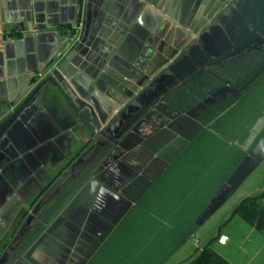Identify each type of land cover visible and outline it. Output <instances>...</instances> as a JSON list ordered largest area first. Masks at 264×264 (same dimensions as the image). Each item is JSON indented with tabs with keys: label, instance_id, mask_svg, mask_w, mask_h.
I'll list each match as a JSON object with an SVG mask.
<instances>
[{
	"label": "water",
	"instance_id": "1",
	"mask_svg": "<svg viewBox=\"0 0 264 264\" xmlns=\"http://www.w3.org/2000/svg\"><path fill=\"white\" fill-rule=\"evenodd\" d=\"M76 5L82 33L69 30L56 64L0 121V151L5 147L11 154L7 159L0 153V168L20 167L58 148L71 154L87 146L67 160L12 235L0 239V264H88L151 185L208 128L196 112L244 87L222 86L187 110L169 97L218 65L264 50V0H76ZM46 107L63 124L49 141V127L36 130V119L44 117L40 108ZM21 117L25 126L15 125ZM21 130H34L28 143L19 139ZM235 146L243 159L184 239L264 162V110ZM42 245L50 248L44 260L38 257Z\"/></svg>",
	"mask_w": 264,
	"mask_h": 264
},
{
	"label": "crops",
	"instance_id": "2",
	"mask_svg": "<svg viewBox=\"0 0 264 264\" xmlns=\"http://www.w3.org/2000/svg\"><path fill=\"white\" fill-rule=\"evenodd\" d=\"M76 8V0H0V121L7 116L12 108H16L20 104H14V101L21 95H24L26 91L34 88L36 84L41 81L56 64L59 54L64 51V47L70 38L69 36L72 34L69 30L71 28H77L79 34L82 33L84 19L81 20L79 24L75 23L78 18ZM18 28L21 29L20 33L16 32ZM124 55L128 59V50L124 52ZM25 94L27 95V93ZM8 105H11V107L6 110L5 107ZM40 111L43 112L44 117H42L41 120L38 118L36 119V130L46 126L49 127L46 129V132L51 134L46 139L49 141L61 134L59 130L63 124L60 117L52 107L40 108ZM20 123L25 126L24 118L21 117L15 125ZM32 131H19V139L28 143L30 136H33ZM205 131L207 134H204ZM203 135L221 138L220 135H216L208 131V128L203 129L188 145V147L181 152L168 169L151 185L146 193L138 200V203L154 186V184L178 163L179 159L184 154H186L185 160L189 161L188 157L190 154H195L192 150L190 151L193 147L192 145ZM85 140H87V138H85ZM223 140L224 144L226 142L225 152L228 157L230 149H236L242 153L240 161L237 162L229 175L221 183H216L212 187L215 188L216 186L211 198L207 200L206 204L196 215L195 219L188 223V226L185 228H179V231H176L179 237L172 243V246L169 248L166 256L164 255L162 257V261L160 263L164 264L166 261H170L174 254L181 249L180 247L184 244L183 242L186 241L189 243L188 246L190 248V253L186 257L172 264H187L188 260H192L198 251L204 246H209L210 249L224 258L227 262L235 264L230 259L212 248V244H215L223 235L222 230L225 229L230 219L237 216L234 212L239 203L231 205V208L228 210L226 215V208L223 210L222 214H219L218 210L204 225L201 226V228L196 231L194 236L188 239H183L190 232V230L193 229L196 221L207 208L214 194L217 193L223 184H225V182L231 177L244 157V153L236 148L230 140ZM86 146L87 145H85V147ZM79 149L80 148L78 146L71 154H68V151L64 152V149L61 148L55 149L53 152L47 151V154L40 153L41 158L39 160L34 155L26 164L20 166L21 168L17 163L15 164H17L16 166L18 167H13L8 163H3L1 168L4 166L10 167L11 170L19 173V179H14L15 173L6 172L3 174L0 172V239L6 238L7 235L9 236V234L5 231L7 225L19 220L18 217H20V215L16 206L24 207L27 213L38 197H40L41 194L45 192L52 182L60 175L62 170L67 165V160L75 156ZM6 150L9 152L8 148ZM0 153L7 159L11 156V154L6 151L4 152V150L0 151ZM64 154H68L67 159L64 158ZM191 161L192 160H190V162ZM262 165H264V162ZM206 172L207 173L204 175L210 174V176H212L214 174L213 167H209V169L207 168ZM262 177L263 176H261L260 180ZM260 180L257 184V191L261 190L260 185L262 182L260 183ZM134 206H137V204ZM134 206L131 209H133ZM252 228L253 226L248 224V228H246L245 233L240 234L238 237H236V235L232 232L226 235L230 237V240L232 237L238 244L245 237L249 236ZM111 235L97 250L88 264H92L94 258L101 251L102 247ZM242 247L243 249H240L239 251L244 252V264H264L263 232L256 229L250 234L249 238ZM48 251L49 247L47 246V248L44 249V253L38 254V257L44 260ZM52 263L53 262H48L47 264ZM167 264H169V262Z\"/></svg>",
	"mask_w": 264,
	"mask_h": 264
},
{
	"label": "rangeland",
	"instance_id": "3",
	"mask_svg": "<svg viewBox=\"0 0 264 264\" xmlns=\"http://www.w3.org/2000/svg\"><path fill=\"white\" fill-rule=\"evenodd\" d=\"M246 106H250L251 111L250 109L243 111L241 124L245 123L255 110L264 107V86L247 100ZM228 123L229 121L225 122L226 125ZM239 127L240 122L237 121H232L228 128L218 124L214 126V130L222 139L208 135L199 137L190 149L195 154H190L189 161L185 160L186 154H184L142 200L137 202V206H134L120 222L92 264H162L160 263L162 257L166 256L172 243L179 237L176 231L185 228L195 219L207 200L211 198L216 186L212 187L216 183H221L240 161L242 153L230 149L228 157L225 152L226 142L225 144L223 142V139L228 141L235 134L238 135ZM204 134L207 132L205 131ZM209 167H213L212 176L204 175ZM263 175L264 165L220 206L219 214H222L226 208V215L231 205L239 203L248 195L253 193L258 195L260 192L257 191V184ZM246 228L248 224L239 216L231 218L225 229H221L226 240L223 241L220 237L215 244H212V248L233 263L244 264V252L239 250L243 249L247 237L237 244L226 234L232 232L238 237L245 233ZM183 243L181 249L164 264L175 263L190 253L189 243L186 241Z\"/></svg>",
	"mask_w": 264,
	"mask_h": 264
},
{
	"label": "flooded vegetation",
	"instance_id": "4",
	"mask_svg": "<svg viewBox=\"0 0 264 264\" xmlns=\"http://www.w3.org/2000/svg\"><path fill=\"white\" fill-rule=\"evenodd\" d=\"M219 74L222 77L217 78V76H215L217 78L216 79L214 77V79L216 80L215 85H213V87L210 89V91L206 95L198 99L196 103L193 104V106L197 104L198 102L202 101L204 98H206L212 92H214L215 90H217L218 88L222 86L231 85L237 88L238 90H241L242 87H244V89H242L237 94L226 95L224 97L225 99L223 98L224 101H222L223 99L218 100L214 102L211 106H208L207 109L198 110L196 112L197 113L196 118L198 119V121L201 124H207L208 131L213 132V134H217V132L214 130L215 125L219 124V126L223 125L224 128H228L229 125H231L232 121L240 122L238 135L235 134L233 138L229 139L230 142L235 145L237 141L239 142L244 141V139L248 136L252 125L262 115V112L264 110V107L258 108L257 110L253 112V114L250 116V118L245 123L241 124L242 118L244 116L243 111L244 110L248 111L249 109L251 111L250 106L249 107L246 106L247 100L251 98L255 93H257L261 87L264 86V52L260 53L259 55H254L253 57L247 59V61L236 64L234 69H230L229 71H223V72H220ZM232 113H234V116L231 117ZM227 121H229L228 125L225 124V122ZM2 147H4V145H2ZM84 148H85V145L82 146V149H80L79 152L83 150ZM236 148L238 147L236 146ZM78 154L79 153H77V155ZM75 157L76 155L73 156L72 158L74 159ZM0 172H2L3 174H5L6 172L15 173L14 179H19V173L14 172L13 170H11L10 167L4 166L0 169ZM262 179L263 180L261 183L262 184L261 187H263L264 189V175ZM77 184L78 183H76V185ZM16 207H17V211L20 217H18L19 220L8 224L7 227L5 228L6 233H8L9 235H12L14 230L17 229L16 226H18L22 222V220L24 219L26 215V211L24 207H21V206H16ZM59 209H60L59 207L58 208L56 207V209L53 212V215L54 213L58 212ZM50 221L52 220L50 219ZM46 248H47V245H44L43 247H41L39 254L44 253V249ZM49 251H50V248H49ZM49 251L48 253H50Z\"/></svg>",
	"mask_w": 264,
	"mask_h": 264
},
{
	"label": "trees",
	"instance_id": "5",
	"mask_svg": "<svg viewBox=\"0 0 264 264\" xmlns=\"http://www.w3.org/2000/svg\"><path fill=\"white\" fill-rule=\"evenodd\" d=\"M262 52H264V50ZM251 57H244L238 60L239 62L237 63L227 62L218 65L212 68L210 71L202 73L192 78L185 85L179 88L175 92L176 94L173 93L169 97L170 103L179 110H187L189 107L193 106V104L196 103L198 99L206 95L213 87V85H215L216 83V80L214 79L215 76H217V78L222 77L219 74L220 72L234 69L236 64L247 61V59ZM224 99L222 101H224ZM70 197L71 195H68L67 197H65L63 202H60L56 206L57 208L58 207L60 208L58 212H60L63 203L66 202L68 199H70ZM56 207L54 208V210L56 209ZM54 210L48 214L46 223H49L50 219L52 220L54 215L58 213L56 212L53 215ZM234 213L235 215L241 217V219H243L252 226H255L257 220L259 219L258 224L256 225V229L264 233V190L256 196L245 198L238 205ZM187 264H230V263L227 262L220 255L215 253L212 249H210L209 246H204L202 249L198 251V253L192 260H188Z\"/></svg>",
	"mask_w": 264,
	"mask_h": 264
},
{
	"label": "built area",
	"instance_id": "6",
	"mask_svg": "<svg viewBox=\"0 0 264 264\" xmlns=\"http://www.w3.org/2000/svg\"><path fill=\"white\" fill-rule=\"evenodd\" d=\"M16 32H17V33H20V32H21V29H20V28H18V29L16 30Z\"/></svg>",
	"mask_w": 264,
	"mask_h": 264
}]
</instances>
